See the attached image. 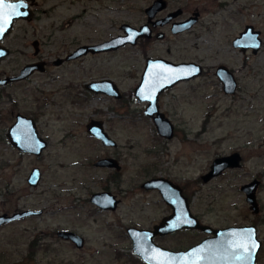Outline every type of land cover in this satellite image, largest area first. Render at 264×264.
<instances>
[{
  "label": "rangeland",
  "instance_id": "1",
  "mask_svg": "<svg viewBox=\"0 0 264 264\" xmlns=\"http://www.w3.org/2000/svg\"><path fill=\"white\" fill-rule=\"evenodd\" d=\"M31 2L32 17L17 19L2 40L10 52L0 61V76L16 74L30 61H54L78 44L124 33L122 23L138 27L148 22L145 8L153 0ZM168 4L170 10L182 9L175 19L198 10V20L178 34L170 31L169 23L156 26L166 35L147 41V53L199 61L209 73L179 81L162 94L161 104L177 129L159 154H148V149L158 147L152 146L155 124L143 112L144 101L133 93L145 61L139 39L0 85V212L42 209L41 214L0 225V264H147L133 251L126 227L133 220L138 227H151L165 206L156 201V192L137 189L115 212L92 204L90 192L104 185V171L91 161L104 147L82 128L91 116L106 119L108 132L119 142L115 149L125 153L124 187L131 190L140 167L149 162L168 169L178 180L189 181L191 211L201 222L214 227L255 225L262 242L256 263L264 264V0H168ZM247 23L260 30L262 43L256 53L232 44ZM218 63L235 70L234 93L223 91L214 72ZM101 75L118 80L125 93L123 105L84 91L85 80ZM16 112L33 116L40 134L48 139L41 155L10 144L6 130ZM234 150L242 156L239 166L202 179L215 156ZM33 166L42 172L35 186L27 182ZM253 178L260 180L256 213L241 189ZM60 229L78 232L84 244L78 247L60 237ZM206 235L184 228L156 235L154 241L184 249Z\"/></svg>",
  "mask_w": 264,
  "mask_h": 264
},
{
  "label": "water",
  "instance_id": "2",
  "mask_svg": "<svg viewBox=\"0 0 264 264\" xmlns=\"http://www.w3.org/2000/svg\"><path fill=\"white\" fill-rule=\"evenodd\" d=\"M28 1L31 2L34 0H24V5H26L24 7L20 4V0H4V7L0 10L4 15L7 16L11 13L12 9L10 6L12 5L19 12H27V15L12 16L4 33L0 35V61L10 52L9 47L4 45L2 40L12 29L14 22L17 19H28L32 17V10L30 9ZM165 5L166 0H153L145 8L148 20L152 19L155 12ZM180 12L181 9L177 8L170 13L167 19L178 15ZM199 14V11L195 10L187 18L173 22L171 30L173 32H179L190 28L198 20ZM122 28L124 29V33L122 34L114 35L102 42L79 45L69 52L65 58L59 57L54 61L57 63L63 59H72L88 51L98 52L101 50L115 49L128 42L135 43L141 35H150L147 22L138 27L129 23H123ZM130 36L132 39L128 38ZM158 36H161V34ZM261 43L260 30L255 28L251 23L245 24L239 34L232 39L234 46L240 47L242 51L250 48L254 53L259 50ZM43 68L44 60L27 62L19 69L18 73L0 76V85L24 79L34 70H42ZM202 69L201 63L194 60L173 61L164 57H148L142 78L134 86L133 93L138 100L148 101L145 114L153 117L155 126L158 128L160 134L168 137L172 136L174 124L162 111L158 110L157 101L159 94L181 80L200 75ZM216 74L222 83V88L225 93L231 94L236 91L237 79L226 64H218ZM88 86L95 91H103L117 97L120 96L117 85L111 79L94 80ZM88 127L89 132L100 138L104 143L109 144L115 142V139L102 128L101 120L92 119L88 122ZM6 136L10 144L22 152L40 154L47 145V140L38 133L35 119L22 112L15 113L14 120L6 130ZM240 160L241 153L237 150L215 156L209 170L203 173L201 177L207 181L220 174L226 168L239 166ZM101 162H104V159L98 163ZM39 178L40 169L35 166L27 176V182L35 185L38 183ZM259 182L260 180L258 178H253L241 185V189L245 193V198L255 213L259 210V203L256 197ZM142 186L145 188H159L164 198L172 207V211L163 216L153 227H138L132 225L127 227V232L132 240L133 251L147 264H256V256L261 246V240L257 236V228L255 225L242 224L214 227L208 223L201 222L192 213L188 200L183 195L181 187L178 184L165 178L157 177L145 180ZM91 201L103 208L111 206L110 197L106 191L94 192L91 195ZM30 212H35V210L23 209L12 214L0 213V223L19 218ZM182 228L199 229L207 233V235L184 249L167 248L154 241V236L156 235L171 233ZM57 234L64 239L70 240L78 247L82 246L85 241L84 237L74 230L60 229L57 231ZM253 244L255 245V249L253 255L250 257L248 253L244 252L242 247H237V245H245L251 249ZM238 256L243 257V259L238 260Z\"/></svg>",
  "mask_w": 264,
  "mask_h": 264
},
{
  "label": "flooded vegetation",
  "instance_id": "3",
  "mask_svg": "<svg viewBox=\"0 0 264 264\" xmlns=\"http://www.w3.org/2000/svg\"><path fill=\"white\" fill-rule=\"evenodd\" d=\"M28 4L29 6L31 7V3L28 1ZM169 4H168V0H166V5L157 10L155 12V14L152 16V19L148 20V25H149V31H150V35H141L140 37L137 38L136 42L138 41L139 39V42L140 44L142 45L141 46V51L144 52V56H145V61L143 62V65L141 67V70H140V73H139V81L140 79L142 78V75H143V72L145 70V66H146V61L148 59V57H151V58H156V57H164V58H167V59H170V60H173V61H184V60H177V59H171L170 57H168L167 54H155V55H152V54H148L147 51H148V48H147V44L146 42L149 41L150 39H160V38H163L165 37V32L163 30H160V29H157L156 26L158 25H162L164 23H169L170 24V31L174 34H178V33H183L185 32L186 30H189V29H185V30H182V31H179V32H173L171 30V26L173 24V22H176V21H179V20H183L185 18H187L188 16L186 17H183V18H180V19H175L174 17L175 16H172V17H169L167 19V17L170 15L171 12H173L174 10L176 9H173V10H170L169 9ZM32 10H33V6L31 7ZM180 8V7H178ZM181 9V8H180ZM34 11V10H33ZM160 12H164L163 14H160ZM182 13V9H181V12L179 14ZM178 14V15H179ZM177 16V15H176ZM126 23V22H125ZM123 24V23H122ZM118 34H122V33H118ZM159 34H161V36H158ZM112 37V36H111ZM109 37V38H111ZM109 38H103V39H100L98 41H94V42H89V43H82V44H78L77 46L79 45H83V44H93V43H98V42H102L106 39H109ZM36 43V42H35ZM129 43V42H128ZM126 44H123L115 49H118L120 47H123L125 46ZM35 46V53H37L39 51V46L38 44L37 45H34ZM76 46V47H77ZM75 47V48H76ZM74 48V49H75ZM73 49V50H74ZM115 49H107V50H101V51H98V52H92V51H88L86 53H83L81 55H79L80 57L81 56H84V55H89V54H95V53H107V52H111ZM246 50H250V48L246 49ZM245 50V51H246ZM244 51V52H245ZM70 52V51H69ZM65 53V56L69 53ZM65 56H59L60 58H65ZM77 56V57H79ZM57 57V58H59ZM56 58V59H57ZM76 58V57H75ZM73 59V58H72ZM34 61H38V60H34ZM70 61L69 59L66 60V59H63L59 62H55V61H45L44 60V68L42 70H34L30 75H32L33 73L35 72H38V71H43V72H48L50 69H51V66L50 65H62L66 62ZM199 62V61H197ZM220 64V63H218ZM217 64V65H218ZM225 64V63H224ZM202 72L200 75L202 74H206V73H209L207 67L202 64ZM217 65L215 66V74H216V68H217ZM228 66V65H227ZM229 67V66H228ZM229 69L233 72L234 76H235V70L231 67H229ZM28 75V77L30 76ZM217 76V74H216ZM197 77V76H196ZM218 77V76H217ZM195 78V77H193ZM236 78V76H235ZM102 79H111L118 87V92H120V96L117 97V96H114L112 94H108L106 92H103V91H95V90H92L88 84L91 82V81H94V80H102ZM237 79V78H236ZM187 80V79H185ZM138 81V82H139ZM182 81V80H181ZM137 82V83H138ZM238 83V81H237ZM175 85V84H174ZM173 85V86H174ZM83 87H84V91L87 92L88 94H96V95H104L106 96L107 98L109 97L110 99H116V100H120V104L123 105V102H124V98H125V93L123 91V89L120 87L119 85V82L118 80L110 77V76H107V75H101L97 78H91L89 80H85L83 82ZM168 89H170V87L166 88L164 91H162L159 96H158V101H157V104H158V110L162 111L164 113V115L166 117L169 118L168 116V112L167 110L162 106L161 104V96L164 92H166ZM80 92V91H79ZM140 101V100H139ZM80 102L82 103V99H80ZM144 108H143V112L145 114V108H146V105L148 103V101H144ZM97 113L99 114V112H101L100 110H96ZM119 111V110H118ZM122 111V110H121ZM120 111V112H121ZM147 115V114H145ZM28 116H31V115H28ZM148 116V115H147ZM33 117V116H32ZM150 118H152L153 120V117L151 116H148ZM34 118V117H33ZM35 119V118H34ZM92 119H99L101 120V124H102V128H104V130L110 135V133L108 132L107 128H108V125L105 124V121L106 119L104 118H101L100 116H91L89 117V119L87 120V122H85V124L82 126V128H84V130L87 132V136H91L93 137L94 139H96V141L98 143L101 144V146H103L104 148L100 147L101 148V153L98 154L96 157L93 158V160L91 161L92 162V165L99 168V169H102L104 171V185L102 187H100L99 189L97 190H93L90 192V195H89V200L91 201V195L94 193V192H102V191H106L108 194H109V197H110V204L111 206L110 207H101L99 206L98 204H96L95 202H92V204H94L97 208L99 209H102V210H105V211H110V212H115L117 211L118 209H120V207L123 205V204H127V200H126V197H129V193L130 192H133V190L137 189L138 191H154L156 192L157 194V198H156V201H158L159 203L163 204L165 206V212L162 213L159 218L153 220L152 222L149 223V225L151 227L154 226V224L158 223L162 218L163 216L169 214L171 211H172V207L171 205L167 202V200L164 198V196L162 195V193L160 192V189L157 188V187H154V188H145L144 186H142L143 182L147 179H151V178H157V177H162V178H165L167 180H170L172 182H174L175 184H178L180 187H181V191L183 193V195L186 197V199L188 200V203H189V207L191 209V197L189 195V193L187 192V186H188V183L189 181L187 180H178L175 176H173L170 171L168 169H166L165 171L163 167H158L157 163L155 162H149L147 164V166L143 165L140 167V170H139V174H138V178H137V182L135 183L134 186H132L131 190L124 187V183L127 181V177H124L125 175V171L127 170V165L124 161V154L121 150H116L117 149V146L119 144L118 141L115 140L114 143H104L100 138L96 137L95 135H93L91 132H89L88 130V122L91 121ZM170 119V118H169ZM171 120V119H170ZM36 121V119H35ZM172 121V120H171ZM37 122V121H36ZM154 122V120H153ZM173 123V122H172ZM155 124V123H154ZM174 124V123H173ZM153 129V132L156 133L157 136H155V138L153 139L155 142H153V145L152 146H158V147H151L150 149H148V154L149 155H155V154H159V152L161 151H164L167 146L166 144L168 143L169 140L173 139L175 136H176V127H175V124H174V130H173V134L172 136L168 137L166 135H163V134H160V132L158 131V128H152ZM37 130H38V133L40 134L39 132V128L37 126ZM43 138H45L42 134H40ZM111 136V135H110ZM112 137V136H111ZM47 140V145H48V139L45 138ZM115 139V138H114ZM46 145V146H47ZM46 148V147H45ZM44 148V149H45ZM116 148V149H115ZM44 149L41 151L40 154H35V153H30L28 152L29 154H33L35 156H39L43 153ZM90 159V157H89ZM102 159H104V162H101V163H98L99 161H101ZM35 167V166H33ZM32 167V168H33ZM39 167V166H37ZM31 168V169H32ZM40 169V168H39ZM163 169V170H162ZM228 169V168H226ZM224 169V170H226ZM223 170V171H224ZM31 171V170H30ZM30 173V172H29ZM28 173V175H29ZM41 169H40V178L42 176L41 174ZM39 178V180H40ZM38 180V182H39ZM38 184V183H37ZM35 184V185H37ZM32 185V184H30ZM35 185H32V186H35ZM113 204V205H112ZM25 209H28V210H35V212H30L28 213L27 215H23V216H28V215H31V214H41L42 213V209L40 208H25ZM23 210L22 209H15L14 211H12L11 213H8V212H5V211H2L0 213H7V214H12L16 211H21ZM21 216V217H23ZM19 217V218H21ZM19 218H16V219H19ZM12 220H15V219H12ZM11 221V220H10ZM5 223L9 222V221H4ZM2 222V223H4ZM0 223V225L2 224ZM136 226V222L133 220L130 222L128 226ZM126 227V228H127ZM58 231V230H57ZM67 240V239H65ZM25 259L27 260L28 262V243H27V246H26V253H25Z\"/></svg>",
  "mask_w": 264,
  "mask_h": 264
},
{
  "label": "snow or ice",
  "instance_id": "4",
  "mask_svg": "<svg viewBox=\"0 0 264 264\" xmlns=\"http://www.w3.org/2000/svg\"><path fill=\"white\" fill-rule=\"evenodd\" d=\"M20 4L26 7L24 5V0H20ZM4 7V0H0V10H2ZM12 11L9 15H4L2 11H0V35H2L6 29V26L10 23L12 16H20V15H27V12H19L16 10V7L14 5L10 6ZM146 30V29H145ZM129 39H132V37H128ZM237 247H242L245 253H248L249 257L253 255L255 245L253 244L252 248L249 249L248 246L245 245H237ZM237 259H243V257L238 256Z\"/></svg>",
  "mask_w": 264,
  "mask_h": 264
}]
</instances>
